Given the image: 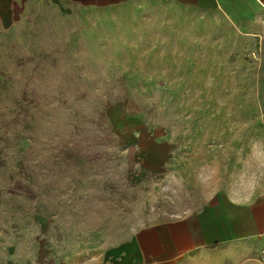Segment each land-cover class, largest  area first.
<instances>
[{"label":"rangeland","instance_id":"1","mask_svg":"<svg viewBox=\"0 0 264 264\" xmlns=\"http://www.w3.org/2000/svg\"><path fill=\"white\" fill-rule=\"evenodd\" d=\"M16 1L0 24V264H140L139 231L264 191V49L232 50L221 18L170 2Z\"/></svg>","mask_w":264,"mask_h":264},{"label":"crops","instance_id":"2","mask_svg":"<svg viewBox=\"0 0 264 264\" xmlns=\"http://www.w3.org/2000/svg\"><path fill=\"white\" fill-rule=\"evenodd\" d=\"M82 7L112 9L137 0H67ZM146 1V0H145ZM221 18L238 47L254 52L264 49V0H155ZM16 0H0V24L20 15ZM243 45V47H241ZM140 264H180L233 245H252L251 256L236 262L264 264V191L250 201L218 195L198 212L183 219L144 229L135 235ZM217 264H226L219 261Z\"/></svg>","mask_w":264,"mask_h":264}]
</instances>
